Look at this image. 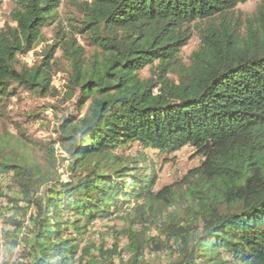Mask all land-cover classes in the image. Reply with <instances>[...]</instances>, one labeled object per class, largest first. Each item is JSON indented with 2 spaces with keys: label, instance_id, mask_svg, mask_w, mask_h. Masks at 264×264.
I'll use <instances>...</instances> for the list:
<instances>
[{
  "label": "trees",
  "instance_id": "obj_1",
  "mask_svg": "<svg viewBox=\"0 0 264 264\" xmlns=\"http://www.w3.org/2000/svg\"><path fill=\"white\" fill-rule=\"evenodd\" d=\"M247 1L75 0V30L95 52L57 29L58 42L30 63L24 56L62 0H16L0 26V106L59 96L57 49L70 64L63 100L72 102L54 106L62 113L46 143L17 126L20 146L44 150L49 162L61 148L66 182L0 149L5 244L20 248V264H94L87 241L97 233L114 240L99 248L109 264H264V0L236 17ZM194 32L200 43L186 61ZM134 144L163 154L191 147L200 162L157 189L146 155L127 153ZM154 253L164 258H146Z\"/></svg>",
  "mask_w": 264,
  "mask_h": 264
},
{
  "label": "rangeland",
  "instance_id": "obj_2",
  "mask_svg": "<svg viewBox=\"0 0 264 264\" xmlns=\"http://www.w3.org/2000/svg\"><path fill=\"white\" fill-rule=\"evenodd\" d=\"M88 1V0H79ZM261 0H248L245 3H240L233 10L236 17L240 16L243 19L247 18L256 10ZM16 0H0V26H3L6 21H10V12L14 7ZM83 16L79 11V8L75 4V0H62L60 7L58 8V15L56 22L52 25H48L43 28V37L38 40L34 49L24 56L25 61L32 63L33 60L42 58L43 52L50 46L58 42L57 29H61L69 35H75L79 43L85 49V54L89 56L95 52V48L88 45L87 40L84 37L78 35L75 29L81 27V20ZM200 43L199 36L194 32L190 42L183 48L182 56L188 61L190 53L198 47ZM54 73L53 81L54 86L58 89L60 95L53 97H37L25 95L20 99L16 97L11 98V101L5 107L0 106V149L3 153L7 154L11 151L24 154L26 158L34 163L40 164L42 169L48 168L49 171L55 176L60 177L59 182H66L70 179L69 172L67 170L68 161L63 159V153L58 146L55 155H58L56 161L49 162L47 154L44 150H38L31 147V145L20 146L18 135V125H21L27 130L30 138L38 139L42 143H46L51 137H55L54 129L59 122L54 114L59 115L60 110H56L54 106H58L60 109H67L71 105V101L63 100L64 93L66 91L65 85L68 78V72L70 70L69 61L66 59L62 52V49H57L54 58ZM144 77L151 75L150 67L145 68L142 71ZM48 112L42 113L43 110ZM58 112V113H57ZM38 114L48 119V125H42L33 118H29V114ZM21 139V138H20ZM133 153L139 155L144 153L145 164L149 169H154L158 176L156 188L159 189L164 185H169L175 181L181 179L189 169L197 166L200 162V158L195 156V153L191 147H184L181 150L172 154L160 153L155 149H143L138 144L127 150V153ZM54 163V167L52 164ZM4 185L10 183L9 178H2ZM0 203L4 206L7 205V201L0 199ZM6 210H0V264H20V248L16 247L12 251L8 249L5 244L4 232L7 229H12L6 223ZM120 224V220L116 222ZM95 229L100 233L106 232L105 226L102 220L96 221ZM121 225V224H120ZM153 233H156L153 231ZM104 236V237H103ZM97 233L90 240L87 241L88 246L92 247V255L97 259L94 264H109V259L99 250L102 246L105 248H113L114 240L111 235ZM126 239H122L120 246L125 245ZM126 256V254H125ZM118 256H116V262H118ZM161 257V258H160ZM146 258L151 261H157L164 258V254L158 255H146ZM88 260V259H87Z\"/></svg>",
  "mask_w": 264,
  "mask_h": 264
}]
</instances>
